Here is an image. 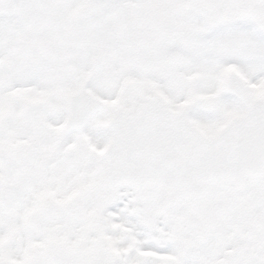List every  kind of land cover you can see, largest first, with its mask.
I'll return each mask as SVG.
<instances>
[{
    "label": "snow or ice",
    "instance_id": "snow-or-ice-1",
    "mask_svg": "<svg viewBox=\"0 0 264 264\" xmlns=\"http://www.w3.org/2000/svg\"><path fill=\"white\" fill-rule=\"evenodd\" d=\"M0 264H264V0H0Z\"/></svg>",
    "mask_w": 264,
    "mask_h": 264
}]
</instances>
